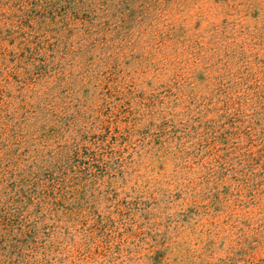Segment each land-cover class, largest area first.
<instances>
[{
  "label": "rangeland",
  "instance_id": "374dc122",
  "mask_svg": "<svg viewBox=\"0 0 264 264\" xmlns=\"http://www.w3.org/2000/svg\"><path fill=\"white\" fill-rule=\"evenodd\" d=\"M0 264H264V0H0Z\"/></svg>",
  "mask_w": 264,
  "mask_h": 264
}]
</instances>
